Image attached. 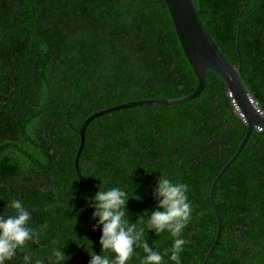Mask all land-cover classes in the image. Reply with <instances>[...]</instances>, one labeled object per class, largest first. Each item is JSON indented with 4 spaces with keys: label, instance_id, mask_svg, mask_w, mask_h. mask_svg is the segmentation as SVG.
<instances>
[{
    "label": "trees",
    "instance_id": "1",
    "mask_svg": "<svg viewBox=\"0 0 264 264\" xmlns=\"http://www.w3.org/2000/svg\"><path fill=\"white\" fill-rule=\"evenodd\" d=\"M211 37L240 67L264 112V0H195ZM197 78L162 0H0V212L20 200L32 213L31 264H88L100 254L84 197L120 186L130 222L155 208L160 174L189 186L192 214L182 235L181 264H203L218 229L209 196L247 126L223 80L209 72L202 93L176 105L118 110L95 119L80 142L74 129L106 108L192 93ZM142 200H135L134 196ZM222 232L205 264H264V130L253 131L217 184ZM163 253L167 234L145 230ZM23 251L8 264H25ZM136 249L129 264H140ZM167 262V256H165ZM171 264V262H168Z\"/></svg>",
    "mask_w": 264,
    "mask_h": 264
},
{
    "label": "clouds",
    "instance_id": "2",
    "mask_svg": "<svg viewBox=\"0 0 264 264\" xmlns=\"http://www.w3.org/2000/svg\"><path fill=\"white\" fill-rule=\"evenodd\" d=\"M155 208L150 213H141L136 221L130 222L127 211L129 198L124 187L105 188L100 182L98 191L90 198L84 197L86 207L92 209V230H100V254L85 250L90 257L88 264H129L136 255V249L144 253L140 264H181V253L187 241L182 233L190 221L192 206L189 201V186L174 182L160 174L151 188ZM134 196V195H133ZM142 200L141 196H134ZM11 214L0 212V264H8L18 252L23 251L25 264H31L28 242H34L37 233L30 228L31 211L18 199L6 206ZM156 236L167 233L172 237V245L163 253L156 250L153 243L149 246L145 230ZM55 264H63L66 257L63 251L54 254ZM167 256V262L165 261ZM68 260V259H67ZM66 260V262H67ZM35 264H42L36 260Z\"/></svg>",
    "mask_w": 264,
    "mask_h": 264
},
{
    "label": "water",
    "instance_id": "3",
    "mask_svg": "<svg viewBox=\"0 0 264 264\" xmlns=\"http://www.w3.org/2000/svg\"><path fill=\"white\" fill-rule=\"evenodd\" d=\"M162 1L165 3L168 9L169 16L171 18L177 39L183 50V53L190 67L192 68L194 75L197 78V86L192 93L179 98L139 100L129 103H122L100 110L88 116L79 129H74L79 135L80 142L73 163L78 178V187L75 198L73 199V209L75 211L76 204L79 201L82 189L83 177L79 169V159L85 145L86 130L91 122L101 116L122 109L154 105H176L191 101L192 99L197 98L206 87L209 72H214L225 83L228 95L232 100V104L235 108L236 113L240 115L247 126V132L235 154L217 174L211 185L209 199L214 209L218 229L215 240L207 255L205 256V260L203 262V264H205L206 260L217 246L222 232L221 216L214 200V194L217 184L224 173L239 157L245 145L247 144L252 132L257 130H264V112L260 110L258 102L255 100L253 94L246 85L240 67H236L231 64V62L226 58V56L223 54V52L211 37L200 17L195 0Z\"/></svg>",
    "mask_w": 264,
    "mask_h": 264
}]
</instances>
